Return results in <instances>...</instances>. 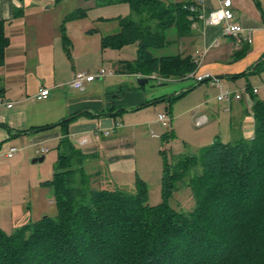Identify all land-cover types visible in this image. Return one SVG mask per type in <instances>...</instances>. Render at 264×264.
Listing matches in <instances>:
<instances>
[{
	"label": "trees",
	"instance_id": "obj_1",
	"mask_svg": "<svg viewBox=\"0 0 264 264\" xmlns=\"http://www.w3.org/2000/svg\"><path fill=\"white\" fill-rule=\"evenodd\" d=\"M99 2L127 3L131 8V16L117 19L120 31L101 41L103 49L137 46L136 59L122 63L126 73L183 79L196 72L191 56L156 53L191 33L198 17L190 10L195 2ZM64 43L70 54L68 37ZM9 44L1 20L0 67ZM259 70H264V61ZM253 100L252 139H216L195 154L183 153L171 161L162 151V202L156 206L149 204L142 180L133 192L94 186L85 168L89 155L66 133L57 147L54 176L42 183L52 190L58 214L11 234L0 229V264H264V101L255 96ZM183 188L193 199L187 210L171 204Z\"/></svg>",
	"mask_w": 264,
	"mask_h": 264
},
{
	"label": "crops",
	"instance_id": "obj_2",
	"mask_svg": "<svg viewBox=\"0 0 264 264\" xmlns=\"http://www.w3.org/2000/svg\"><path fill=\"white\" fill-rule=\"evenodd\" d=\"M22 1L0 0V21L5 22V33L10 39L5 53V63L0 67V161L21 162L31 154L44 155L49 152L48 149L46 153L36 149L47 144L58 147L60 140L67 133L71 141L89 155L85 168L89 175L96 178L95 183L128 192L135 190L138 180L148 185L147 178L143 175L144 171L140 172L137 139L140 134H145L146 131H143L145 128L151 129L162 123L157 118L154 120L147 118L145 113L151 108H155L159 114L172 110L173 103L180 98L176 100L169 98L178 95L182 87L168 86L155 93H152L154 91L147 93L144 86L139 85V80L134 76L136 74L124 71L126 67L122 63L132 62L135 58L132 61L119 60L115 63L116 71H110L113 73L112 76L86 83L83 90L72 88L73 76L80 72L79 60L99 53L98 45L96 47L90 45L91 38H88L87 47L82 55H75L73 48L68 54L66 44L59 36L60 39L55 37L56 44L52 45V39L51 45L32 48L33 50L30 49L25 54L21 50H13L12 37L8 34L6 26L11 25L16 14L22 11ZM166 1L194 2V0ZM232 1L236 21L245 29L239 40L223 35L222 27L207 26L199 15L192 25L191 33L174 40H177L178 44L174 54L193 57L198 65L196 70L198 75H213L224 89L231 92L244 88L250 90L248 92L250 100L242 91L237 92L242 96L240 100L216 99L218 103H222L216 115L207 111L210 102H205L206 104L202 102L191 109L189 107L187 111L177 113L175 120L187 112L192 114L194 111L195 125L196 119L204 115L208 119L205 125L212 122L211 126L217 127V132L206 134L205 141L209 144H204V147L211 145L217 138L223 143L252 139L255 133V120L252 110L254 102L251 100L253 96H257L264 101L263 94L260 98L258 95L261 92L248 85V80L244 86L239 85L250 75L257 73L258 64L264 61V0ZM218 6V0H205L204 6L198 9L201 13L202 11L208 13ZM109 20L104 16H98L96 21L99 24H109ZM117 24L115 32L102 34V38L117 34L120 31L118 21ZM249 36L252 37V44L246 42ZM49 66L50 68H47ZM255 66L256 69L253 70ZM48 70L52 72L47 74ZM133 79L137 81V85L133 83ZM213 86L219 95V87L215 84ZM41 88L49 89L50 94L46 99L39 100L37 96ZM236 89L237 91H234ZM254 90L256 93L253 94ZM7 104L13 106L8 108ZM224 117L226 119H223ZM171 118L173 122L174 116ZM64 120H70L68 125L58 126ZM51 125L57 126L50 130L38 131L39 128ZM169 131L161 136V140L167 134L174 133L172 127ZM153 136L155 137V134ZM10 148H17L20 152L13 158H8L6 154ZM25 151H28L27 155H24ZM3 162L0 163V183L7 172V165ZM13 206L10 198L0 197V229L3 231L9 227H16L21 221L22 225L27 222L25 215H14Z\"/></svg>",
	"mask_w": 264,
	"mask_h": 264
},
{
	"label": "rangeland",
	"instance_id": "obj_3",
	"mask_svg": "<svg viewBox=\"0 0 264 264\" xmlns=\"http://www.w3.org/2000/svg\"><path fill=\"white\" fill-rule=\"evenodd\" d=\"M21 8L22 11L16 14L11 25L7 24L6 26L8 34L12 37L11 47H13V50H21L25 54L26 51L32 48L36 49L41 46L51 45L52 39V45L56 44L55 37L60 36L62 41L65 37L69 38L71 45H73L70 49L73 48L75 55H82L83 50L87 47V39L91 38L90 45H94V47L98 45L100 54L97 52L95 56H87L83 60H79V69L80 72L92 75H97L102 69L112 72L116 71L115 63L119 60L132 61L137 57L136 45H127L121 49L109 48L105 50L101 44L102 34L106 35L117 30V19L131 16V8L127 3L104 5L99 0H23ZM98 16L109 18V24L97 23ZM93 28H96V30L90 32ZM172 33H169V39H173ZM172 43L174 44L171 47L169 46L156 53L174 54L178 45L177 40ZM47 68H50V66ZM40 70L44 71V69ZM51 72V70H48L47 74ZM132 81L135 85L138 84L134 79ZM245 82L261 92L258 95L260 98L262 94L264 96V71L261 73L260 70L257 71V73L250 75L239 85L244 86ZM174 85L182 87L179 91L180 93L186 90L190 92L180 98V100L172 102V110L166 111L165 109V114L170 117L174 116V121L171 125L174 133L170 135V140H161V136L165 132H170V127L162 124L151 129L145 128L143 130L146 131L145 134H140L137 139L139 146L138 163L141 168L140 172L144 171L143 175L147 178L149 204L151 206H156L162 202L161 178L164 161L162 151H165V155L170 161L183 153L195 154L209 144L205 141L206 134L210 133L211 135L213 132H217V127L211 126L212 122L203 127H197L193 120L194 111L192 114L187 112L186 115L175 120L178 112L187 111L189 107L191 109L202 102H210L208 107L205 106L208 108L207 111L215 115L218 113L222 103H218L216 100L218 97L216 95L218 94H216L213 81H204L200 84L194 83L191 79H170L160 85L158 80L150 79L144 88L147 93L152 91H154L152 93H155L164 87ZM234 91H237V89ZM240 91L243 92L246 98L251 99L248 93L250 90L244 88L239 89L237 92ZM255 97L258 98L257 96ZM251 101L253 102V99ZM154 109L147 110L145 113L147 118L151 120L158 119L159 113ZM223 119H226V117ZM153 134H155V137ZM42 149H48L49 152L41 156H34L30 152L31 155L23 158L21 162L1 160L4 161L3 164L7 165V172H5L6 177L0 183V197L12 200L14 203V215H25V218H27L25 224L40 220L44 216L55 217L58 214V207L52 190L41 184L51 180L54 176L58 159L57 147L47 144L38 147L36 150L40 152ZM27 153L28 151H25L24 155H27ZM42 156L46 158L44 161L35 162ZM94 180L96 178H93L94 186L100 185L97 182L95 183ZM126 189L128 190V188ZM171 204L185 210L190 209L193 206L190 190L183 188L181 191L176 192ZM21 222L16 227H9L4 232L7 234L13 233L25 225H22Z\"/></svg>",
	"mask_w": 264,
	"mask_h": 264
},
{
	"label": "built area",
	"instance_id": "obj_4",
	"mask_svg": "<svg viewBox=\"0 0 264 264\" xmlns=\"http://www.w3.org/2000/svg\"><path fill=\"white\" fill-rule=\"evenodd\" d=\"M39 1V0H35ZM195 5L191 6L190 10L193 13H198L199 17L204 20L205 24L207 26L212 27H222L223 28V35L226 36H232L236 39H240L241 34L244 32V28L237 23L235 12L233 10V1L232 0H218V8L214 9L208 13H204L198 9L204 6L205 0H194ZM246 42L248 44H252L253 40L252 37L249 36L246 39ZM113 73L110 71H107L106 69H102L97 75L88 74L86 72H77L74 74L73 79L71 81V87L78 90H83L85 88L86 83L94 82L98 78H104L108 76H112ZM138 80L140 79H155L158 80L159 83L166 82L169 79H166L164 77H160L157 74H153L151 76H144L142 74H136L134 75ZM186 79L193 80L194 83H202L204 81H213V84L217 85L220 89L219 95L217 97L218 101H230L232 99L240 100L242 96L240 93L237 92H231L229 90L224 89L220 85V81L215 78L213 75L210 74H203L198 75L196 72L188 74ZM253 93H256V90L253 91ZM50 94V90L46 88H41L39 91V94L37 98L39 100L46 99ZM12 104H7L8 108H11ZM158 121L162 123L164 126H168L171 129V123L172 118L167 114H159L158 115ZM208 122V119L206 116L202 115L199 116L196 119V126L202 127ZM48 150L42 149L41 153H46ZM20 152L17 148H10L7 152L8 158H13L16 154Z\"/></svg>",
	"mask_w": 264,
	"mask_h": 264
},
{
	"label": "water",
	"instance_id": "obj_5",
	"mask_svg": "<svg viewBox=\"0 0 264 264\" xmlns=\"http://www.w3.org/2000/svg\"><path fill=\"white\" fill-rule=\"evenodd\" d=\"M256 69V66L253 68V70H255ZM148 79L147 78H144V79H140L139 80V85L142 87V86H145L147 83H148ZM44 160V158L43 157H41L40 159H39V161H43ZM38 160H36L35 162H37Z\"/></svg>",
	"mask_w": 264,
	"mask_h": 264
}]
</instances>
